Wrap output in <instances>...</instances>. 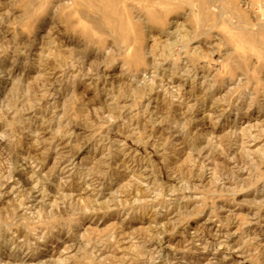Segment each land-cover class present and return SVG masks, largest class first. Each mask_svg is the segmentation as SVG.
I'll list each match as a JSON object with an SVG mask.
<instances>
[{"label": "clouds", "instance_id": "1", "mask_svg": "<svg viewBox=\"0 0 264 264\" xmlns=\"http://www.w3.org/2000/svg\"><path fill=\"white\" fill-rule=\"evenodd\" d=\"M0 264H264V0H0Z\"/></svg>", "mask_w": 264, "mask_h": 264}]
</instances>
